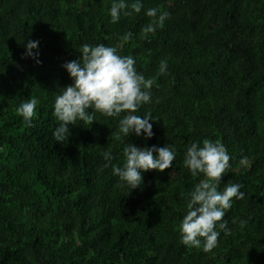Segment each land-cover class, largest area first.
I'll return each mask as SVG.
<instances>
[{
  "label": "trees",
  "instance_id": "trees-1",
  "mask_svg": "<svg viewBox=\"0 0 264 264\" xmlns=\"http://www.w3.org/2000/svg\"><path fill=\"white\" fill-rule=\"evenodd\" d=\"M111 3L0 0V264H264V0H143L116 23ZM150 7L170 15L143 38ZM28 40H39L41 63L24 55ZM85 43L117 47L154 80L137 112L157 118L154 136L117 138L119 118L96 112L92 123L70 125L68 139L53 137L54 99L73 82L62 65ZM30 98L39 104L29 125L16 107ZM204 139L232 157L218 189L240 183L246 193L233 198L230 231L210 252L185 246L179 231L204 178L191 175L184 153ZM128 143L174 145V167L143 172L131 189L100 155L111 151L122 166Z\"/></svg>",
  "mask_w": 264,
  "mask_h": 264
},
{
  "label": "clouds",
  "instance_id": "clouds-1",
  "mask_svg": "<svg viewBox=\"0 0 264 264\" xmlns=\"http://www.w3.org/2000/svg\"><path fill=\"white\" fill-rule=\"evenodd\" d=\"M142 7L143 0H112L108 9L111 22L116 23L121 16H131L133 12L140 13ZM144 14L151 19L141 28L143 38L162 27L170 15L159 7L147 8ZM129 38L130 34L122 37L125 41ZM38 49L39 40H28L24 55L41 63ZM79 50L82 53L79 58L62 65L73 82L63 87L54 99L52 115L59 121L52 133L56 141L68 139L71 135L70 125H75L77 121H82L83 125L92 123L96 120V112L119 118L117 138L121 134L128 137L132 133L145 139L154 136L150 121L157 118L150 112L142 116L137 114L143 104L151 102L154 80L145 78L137 70L135 58L120 55L117 47L104 43H85ZM159 72H167V60L160 61ZM38 104V98L24 100L16 107V112L30 125ZM100 155L105 161L104 167L111 165L119 181L134 189L142 185L143 172L173 168L177 152L175 146L169 143L150 147L128 143L123 149L122 166L112 163L111 151L102 150ZM231 158L226 146L219 140L204 139L199 143L192 142L187 147L184 166L193 177L203 174L204 178L193 186L186 198V211L179 225L180 240L185 246L200 248L202 245L204 252H210L218 243L220 230L225 233L230 231L227 228L228 221L224 219L226 212L232 207L233 198L241 200L246 194L241 190L243 185L240 183H227L223 190L218 189L222 174L231 169ZM239 163L246 166L248 158L242 156Z\"/></svg>",
  "mask_w": 264,
  "mask_h": 264
}]
</instances>
